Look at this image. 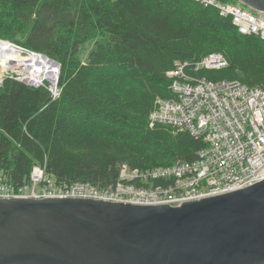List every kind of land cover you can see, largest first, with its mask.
<instances>
[{"label":"trees","instance_id":"16d2710c","mask_svg":"<svg viewBox=\"0 0 264 264\" xmlns=\"http://www.w3.org/2000/svg\"><path fill=\"white\" fill-rule=\"evenodd\" d=\"M0 39L61 65L56 98L14 77L0 84V170L14 185L35 166L60 185L104 187L123 163L195 159L201 141L149 118L160 99L174 98L168 72L179 63L198 77L264 88V40L197 0H0ZM214 52L227 66L191 68Z\"/></svg>","mask_w":264,"mask_h":264},{"label":"water","instance_id":"95a60500","mask_svg":"<svg viewBox=\"0 0 264 264\" xmlns=\"http://www.w3.org/2000/svg\"><path fill=\"white\" fill-rule=\"evenodd\" d=\"M0 264H264V179L177 206L0 198Z\"/></svg>","mask_w":264,"mask_h":264},{"label":"built area","instance_id":"2783aa9c","mask_svg":"<svg viewBox=\"0 0 264 264\" xmlns=\"http://www.w3.org/2000/svg\"><path fill=\"white\" fill-rule=\"evenodd\" d=\"M215 5L230 16L242 34L264 40V12H253L241 4L221 0H197ZM20 58L29 59L21 69L5 68L7 76L33 87H47L53 98L60 94L61 65L55 59L7 40ZM226 57L219 52L206 55L194 71L221 69ZM187 62L168 72L173 79L174 98L160 99L150 121L188 131L201 141L195 159L148 169L123 163L114 185L98 187L91 182L60 185L35 166L30 181L14 185L0 170V198L90 197L142 205L170 204L199 200L252 185L264 179V88L250 87L237 79L209 80L187 71Z\"/></svg>","mask_w":264,"mask_h":264},{"label":"bare ground","instance_id":"6f19581e","mask_svg":"<svg viewBox=\"0 0 264 264\" xmlns=\"http://www.w3.org/2000/svg\"><path fill=\"white\" fill-rule=\"evenodd\" d=\"M29 59L20 58L19 52L10 43L0 40V62L5 68L21 69L22 65L28 64Z\"/></svg>","mask_w":264,"mask_h":264},{"label":"rangeland","instance_id":"374dc122","mask_svg":"<svg viewBox=\"0 0 264 264\" xmlns=\"http://www.w3.org/2000/svg\"><path fill=\"white\" fill-rule=\"evenodd\" d=\"M241 4V3H240ZM243 6H245V5H243ZM245 7H247V6H245ZM4 66L2 65V63L0 62V77H2V75L4 76V75H6V69H4L3 68ZM100 187V186H99ZM104 187H106V186H104Z\"/></svg>","mask_w":264,"mask_h":264}]
</instances>
